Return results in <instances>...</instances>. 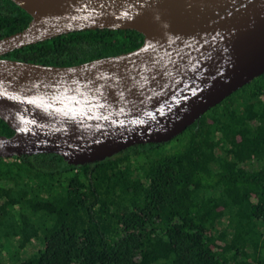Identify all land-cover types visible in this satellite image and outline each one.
<instances>
[{
  "label": "trees",
  "instance_id": "trees-1",
  "mask_svg": "<svg viewBox=\"0 0 264 264\" xmlns=\"http://www.w3.org/2000/svg\"><path fill=\"white\" fill-rule=\"evenodd\" d=\"M29 18L0 0V37ZM141 40L135 29H79L3 56L69 65ZM0 264H264V72L167 141L79 164L54 152L0 157Z\"/></svg>",
  "mask_w": 264,
  "mask_h": 264
},
{
  "label": "water",
  "instance_id": "water-1",
  "mask_svg": "<svg viewBox=\"0 0 264 264\" xmlns=\"http://www.w3.org/2000/svg\"><path fill=\"white\" fill-rule=\"evenodd\" d=\"M30 16L0 37V157L66 163L163 142L264 72V0H12ZM135 29L130 50L69 65L4 53L79 29Z\"/></svg>",
  "mask_w": 264,
  "mask_h": 264
},
{
  "label": "rangeland",
  "instance_id": "rangeland-1",
  "mask_svg": "<svg viewBox=\"0 0 264 264\" xmlns=\"http://www.w3.org/2000/svg\"><path fill=\"white\" fill-rule=\"evenodd\" d=\"M171 142H172V141H171ZM171 142H168L167 144H164V145L161 144V145H159V148H160L161 150H162V148H163V150H164V149L168 148L169 145H171ZM169 143H170V144H169ZM40 245L42 246V243H41ZM40 245H39L38 247H36V248L34 247V249H33L32 251H35L37 248L40 247ZM32 251H31V252H32ZM3 255H5V253H3Z\"/></svg>",
  "mask_w": 264,
  "mask_h": 264
}]
</instances>
